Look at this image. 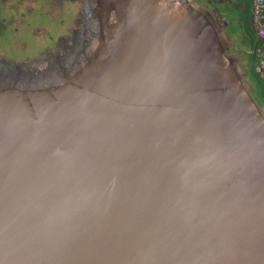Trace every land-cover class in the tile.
Segmentation results:
<instances>
[{
	"label": "water",
	"instance_id": "obj_1",
	"mask_svg": "<svg viewBox=\"0 0 264 264\" xmlns=\"http://www.w3.org/2000/svg\"><path fill=\"white\" fill-rule=\"evenodd\" d=\"M84 10L80 55L100 58L61 88L0 92V264H264V108L221 28L190 0H131L171 74L97 89L123 8Z\"/></svg>",
	"mask_w": 264,
	"mask_h": 264
},
{
	"label": "rangeland",
	"instance_id": "obj_2",
	"mask_svg": "<svg viewBox=\"0 0 264 264\" xmlns=\"http://www.w3.org/2000/svg\"><path fill=\"white\" fill-rule=\"evenodd\" d=\"M88 1L61 0L58 3V0H48V3L51 2V8L49 12L46 6L42 8V16L40 15L38 20L41 23L29 26L27 32L16 38L15 42H12L5 51H2L3 48L0 47V56L4 55L0 62V92L9 91V89L27 92L46 90L51 87L61 88L69 77H73L87 64L91 56L93 59L100 58V56L94 57L95 55L91 53L85 59L80 55L83 46L85 47L88 31L97 29V21H92L94 16L87 11L85 15L84 9ZM117 1L122 4L123 10H117L115 13L117 23L113 24V28L110 25L107 27L108 31H113V35L106 43L110 57L97 71L95 79H91L89 83H94L95 88L102 89L108 86L105 78L109 74L128 77L130 72L144 75L159 68L149 76L123 80L127 83L131 81L127 87L128 91H137L152 84H163L167 76L171 74V71L166 69L169 66L164 67L163 65V63L170 62L169 51L139 27L127 22L130 16L131 0ZM190 1L203 11L204 14L201 13V16H198L200 19L204 20V16H207V21L211 23V30L221 28L223 42L219 38L222 46L218 44V47L222 51L225 49L232 56L233 68L238 72L237 77H242L251 87L252 84L247 77V68L252 61L249 53L244 52L241 45L236 43L237 31L231 28L234 23L226 13L230 11L226 7L229 2L210 0L209 7L203 3V0ZM27 3L32 8L36 7L33 0H0V13L5 16L20 13ZM63 7L67 8L65 15H56L58 14L57 8ZM233 14L235 17L239 16ZM177 27L181 31V28Z\"/></svg>",
	"mask_w": 264,
	"mask_h": 264
},
{
	"label": "flooded vegetation",
	"instance_id": "obj_3",
	"mask_svg": "<svg viewBox=\"0 0 264 264\" xmlns=\"http://www.w3.org/2000/svg\"><path fill=\"white\" fill-rule=\"evenodd\" d=\"M36 7L29 6V3L25 5L24 10L20 13H14L9 16H5L0 13V47L3 48L2 51H5L7 47L15 42L16 38H19L21 34L26 33L29 26L35 25L41 21L40 15L42 14V8L47 7V12L51 8V2L48 3V0H33ZM61 0H58V3ZM68 1V0H62ZM229 2L226 5L230 11L226 12L230 17L231 22L233 21L232 29L237 31L236 43L240 44L244 52L249 53L251 61L256 60L258 63L259 56L264 51V45L262 42L258 41L260 37L257 33L258 18L255 15L256 11V0H227ZM22 2V1H21ZM72 2V1H71ZM210 0H203L204 4L209 5ZM212 8V7H211ZM1 12V11H0ZM59 14H64L67 12V8H57ZM239 16L235 17L234 14ZM46 14V13H45ZM42 16V15H41ZM264 22V11L263 18ZM252 39V41H251ZM16 46V45H15ZM10 50V49H9ZM4 55L0 56V62L3 60ZM256 63V64H257Z\"/></svg>",
	"mask_w": 264,
	"mask_h": 264
},
{
	"label": "trees",
	"instance_id": "obj_4",
	"mask_svg": "<svg viewBox=\"0 0 264 264\" xmlns=\"http://www.w3.org/2000/svg\"><path fill=\"white\" fill-rule=\"evenodd\" d=\"M256 63V60L252 61V64L249 66V68H247V77L252 84L250 89L254 100L264 108V79L261 77L259 71H257Z\"/></svg>",
	"mask_w": 264,
	"mask_h": 264
},
{
	"label": "built area",
	"instance_id": "obj_5",
	"mask_svg": "<svg viewBox=\"0 0 264 264\" xmlns=\"http://www.w3.org/2000/svg\"><path fill=\"white\" fill-rule=\"evenodd\" d=\"M263 0H256V11L255 15L257 16L258 20V26H257V33L260 37L262 44L264 45V22L262 21L263 18ZM257 71L261 74V77L264 79V51L259 56V61L257 63Z\"/></svg>",
	"mask_w": 264,
	"mask_h": 264
}]
</instances>
